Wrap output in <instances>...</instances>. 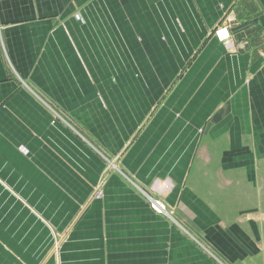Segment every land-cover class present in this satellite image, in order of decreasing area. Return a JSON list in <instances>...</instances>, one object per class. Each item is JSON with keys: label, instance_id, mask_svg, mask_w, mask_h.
Instances as JSON below:
<instances>
[{"label": "crops", "instance_id": "obj_1", "mask_svg": "<svg viewBox=\"0 0 264 264\" xmlns=\"http://www.w3.org/2000/svg\"><path fill=\"white\" fill-rule=\"evenodd\" d=\"M0 264H264V0H0Z\"/></svg>", "mask_w": 264, "mask_h": 264}, {"label": "built area", "instance_id": "obj_2", "mask_svg": "<svg viewBox=\"0 0 264 264\" xmlns=\"http://www.w3.org/2000/svg\"><path fill=\"white\" fill-rule=\"evenodd\" d=\"M217 37H219L221 40H224L225 42H230V36H229L228 31L226 32V30H224V32L221 31V33L219 34L217 32ZM100 195H101V189H98L96 196H100ZM145 197L147 199V202L150 208L154 210L156 213L163 214V215L169 214L168 205L163 200H161L158 197L151 196L150 194H146V193H145Z\"/></svg>", "mask_w": 264, "mask_h": 264}]
</instances>
